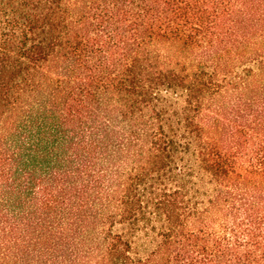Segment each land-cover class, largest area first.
<instances>
[{"label":"trees","instance_id":"trees-1","mask_svg":"<svg viewBox=\"0 0 264 264\" xmlns=\"http://www.w3.org/2000/svg\"><path fill=\"white\" fill-rule=\"evenodd\" d=\"M0 264H264V0H0Z\"/></svg>","mask_w":264,"mask_h":264}]
</instances>
